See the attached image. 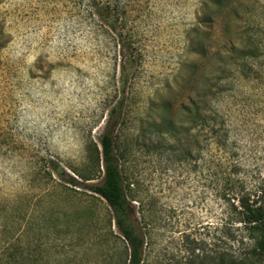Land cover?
<instances>
[{
  "label": "rangeland",
  "instance_id": "374dc122",
  "mask_svg": "<svg viewBox=\"0 0 264 264\" xmlns=\"http://www.w3.org/2000/svg\"><path fill=\"white\" fill-rule=\"evenodd\" d=\"M254 43L264 0H0V264L124 263L78 176L101 179L107 123L141 264H264L240 206L264 208ZM198 93L214 121L186 118Z\"/></svg>",
  "mask_w": 264,
  "mask_h": 264
},
{
  "label": "trees",
  "instance_id": "16d2710c",
  "mask_svg": "<svg viewBox=\"0 0 264 264\" xmlns=\"http://www.w3.org/2000/svg\"><path fill=\"white\" fill-rule=\"evenodd\" d=\"M246 41H251L250 43H253L250 37H247ZM244 50V57H258L264 55V47L262 49L257 43H254L255 54H253L250 49ZM238 52L241 53L239 50ZM262 63L263 61L260 62V65H262ZM262 68L264 69V66ZM202 98L203 96L198 93L195 97L190 99L189 104L183 107L186 118L194 125L205 122L206 119L214 121L217 117L215 112L201 105ZM205 112H207L208 115H205ZM107 124L99 139L100 150L95 146L94 153V161L98 167V171H100L99 164L101 165V179L98 182H93L95 179L93 176L95 175L90 172L80 173L78 176L84 184H86L85 186L89 191L98 195L108 205L111 211V219L114 222L119 237L125 243L126 258L123 264H141L143 239L137 233L132 223V210L123 187L118 166V158L114 152L112 132L109 130ZM218 137L220 138L219 135ZM71 182L77 184L74 179H71ZM260 194L264 195V188L260 190ZM240 206L242 208V213L245 215L243 222L253 224L252 228L258 233L255 242L257 250L264 253V208L261 205L254 204H241Z\"/></svg>",
  "mask_w": 264,
  "mask_h": 264
}]
</instances>
